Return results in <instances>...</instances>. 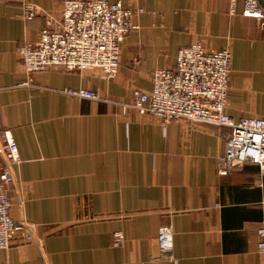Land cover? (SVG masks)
I'll use <instances>...</instances> for the list:
<instances>
[{
	"label": "crops",
	"instance_id": "0c3cea01",
	"mask_svg": "<svg viewBox=\"0 0 264 264\" xmlns=\"http://www.w3.org/2000/svg\"><path fill=\"white\" fill-rule=\"evenodd\" d=\"M64 1L0 0V131L12 132L21 156L10 215L27 226L0 250V264H264V166L222 177L229 128L163 126L128 107L136 90H153L157 70H176L182 47L201 43L231 50L227 114L264 119V27L242 17L244 0L234 16L231 0H109L143 9L114 79L62 67L29 74L19 48L61 18ZM26 5L34 18L23 17ZM168 226L174 244L165 254L158 236Z\"/></svg>",
	"mask_w": 264,
	"mask_h": 264
},
{
	"label": "built area",
	"instance_id": "2783aa9c",
	"mask_svg": "<svg viewBox=\"0 0 264 264\" xmlns=\"http://www.w3.org/2000/svg\"><path fill=\"white\" fill-rule=\"evenodd\" d=\"M237 0H231L230 15L236 14ZM137 13L120 2L109 0H65L61 18L50 20L40 31L36 44H24L19 55L29 74L62 67L68 71L98 70L106 80L119 71L121 44L135 29ZM33 6L24 7L23 17L36 16ZM242 17L256 19L264 27V7L259 0H244ZM232 53L229 48L207 50L201 43L182 47L176 70H157L151 92L136 90L128 107L139 115L158 118L163 126L173 120L227 127L231 130L224 155L218 157V174L229 176L244 164L264 166V119L235 120L227 114L231 89ZM26 85H29L26 84ZM70 96L100 100L91 90H66ZM0 250L23 234L27 226L10 215L9 190L15 183L13 169L21 162L18 144L10 130L0 131ZM258 250L264 255V228L258 230ZM115 246L125 243L122 233L114 234ZM159 245L165 254L173 250V227L159 231Z\"/></svg>",
	"mask_w": 264,
	"mask_h": 264
},
{
	"label": "water",
	"instance_id": "95a60500",
	"mask_svg": "<svg viewBox=\"0 0 264 264\" xmlns=\"http://www.w3.org/2000/svg\"><path fill=\"white\" fill-rule=\"evenodd\" d=\"M260 2H261V4L264 6V2H263V0H259Z\"/></svg>",
	"mask_w": 264,
	"mask_h": 264
},
{
	"label": "rangeland",
	"instance_id": "374dc122",
	"mask_svg": "<svg viewBox=\"0 0 264 264\" xmlns=\"http://www.w3.org/2000/svg\"><path fill=\"white\" fill-rule=\"evenodd\" d=\"M261 3V2H260ZM264 7V6H263ZM256 20V19H255ZM258 21V20H257ZM258 22H260V24L262 25V22L261 21H258ZM132 109V108H131Z\"/></svg>",
	"mask_w": 264,
	"mask_h": 264
}]
</instances>
